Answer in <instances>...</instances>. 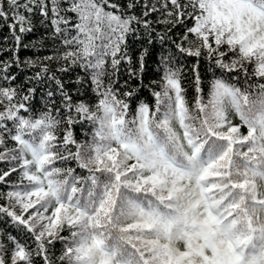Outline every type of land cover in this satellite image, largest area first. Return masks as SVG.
Here are the masks:
<instances>
[{"label":"snow or ice","instance_id":"snow-or-ice-1","mask_svg":"<svg viewBox=\"0 0 264 264\" xmlns=\"http://www.w3.org/2000/svg\"><path fill=\"white\" fill-rule=\"evenodd\" d=\"M36 15L91 95L0 86V264H264V0H0L17 49Z\"/></svg>","mask_w":264,"mask_h":264},{"label":"trees","instance_id":"trees-1","mask_svg":"<svg viewBox=\"0 0 264 264\" xmlns=\"http://www.w3.org/2000/svg\"><path fill=\"white\" fill-rule=\"evenodd\" d=\"M114 2H117L122 6H126L129 0H114ZM147 2L156 3V0H147ZM134 11L137 15H141L143 8L141 5H137V8ZM158 18L159 17L156 14H152L149 17V19H152L153 21L157 20ZM39 21V15L33 17L34 27L31 33L20 34L17 29V34L22 35L21 45L17 49L15 47V41L12 38L9 27L4 21L0 20V67H3V65L7 63L9 65V67L6 69L7 74L16 78L15 80L6 81L2 79V77L5 75V72L0 71V86H8L11 84L13 87L23 88L25 85L27 87H32L36 81L33 80L31 83H29V78L35 75L37 69L23 63L25 60H32L37 64H46L50 69V74L55 73L58 78L64 81L67 89L73 95L74 99L77 98L78 91L80 98L87 99L88 97L84 96L83 93L85 90H88V95H91L89 83L85 81L83 87L75 83L77 77H84L85 74L82 69L69 68L68 72L62 73L58 71L59 67L64 65L62 60L57 61L54 59L49 61L43 59L44 57L55 56L57 49H62V45L59 41L53 40L50 37V29L46 28ZM153 26L157 29V31L163 32L165 30V25L163 24L154 23ZM129 43L132 47L129 55L133 57V68H138L137 58L142 48L147 47L149 49V55L145 58L146 66L144 71V82L147 84L151 79L155 78L154 74L157 69L156 61L159 60L162 54L161 49L167 51L169 49V45H161L157 40H154L153 44L150 45L144 39L132 40L131 38L129 39ZM24 45H27V47H24ZM16 56H18L19 61L21 62L19 65H17L15 62ZM128 69L129 65L127 62L122 61L119 72L116 74L118 83L120 85H123L125 81H128L130 85L138 83V81L135 79H129ZM185 71H187V69H185ZM54 87V82L48 80H45L43 84L38 86V91L35 94L34 99L31 101L37 110L43 107L46 92L52 90ZM144 94L147 95L146 89L144 90ZM81 132L82 129L79 125H77L75 127V134L82 138ZM13 179H15V175H13ZM0 191H7V187L0 185ZM9 230L11 231L10 228Z\"/></svg>","mask_w":264,"mask_h":264}]
</instances>
